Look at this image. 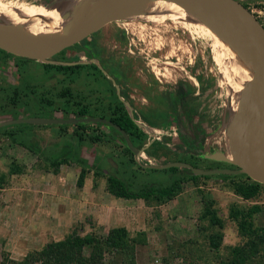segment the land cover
<instances>
[{"label": "rangeland", "instance_id": "1", "mask_svg": "<svg viewBox=\"0 0 264 264\" xmlns=\"http://www.w3.org/2000/svg\"><path fill=\"white\" fill-rule=\"evenodd\" d=\"M30 1L50 6L71 0ZM240 1L264 24V0ZM118 21L50 62L0 49V62L11 73L0 75V122L28 117L110 119L128 113L142 133L130 137L148 156L130 153L119 132L96 123L1 127L0 262L5 255L21 260L51 242L80 234L95 238L104 264H235V248L246 247L250 238L234 214L262 233L264 184L257 196L245 199L234 191L238 182L247 181L245 175L190 180L189 168L164 167L188 162L204 169L233 168L204 157L225 152L222 131L235 115L221 86L233 73L217 72L226 65L221 46L205 32L206 44L191 37L180 23H145V29L137 24L128 30ZM9 60H17L16 66L8 67ZM64 157L67 164L54 163ZM15 167L19 170L12 171ZM82 169L87 176L79 186ZM109 175L119 176L130 190L184 181L175 195L158 202L113 196L107 188ZM208 206L221 225H212L204 215ZM253 206L260 208L251 213ZM115 227L128 230L124 247L108 244ZM219 233L223 239L215 248L211 239ZM260 243L261 253L242 264H264ZM94 253L93 245H87L83 257L61 263L77 264V259Z\"/></svg>", "mask_w": 264, "mask_h": 264}, {"label": "water", "instance_id": "2", "mask_svg": "<svg viewBox=\"0 0 264 264\" xmlns=\"http://www.w3.org/2000/svg\"><path fill=\"white\" fill-rule=\"evenodd\" d=\"M150 0H94L96 6L71 22L63 33L31 35L17 27L0 22V49L32 60L50 62L64 50L84 41L107 24L137 13ZM192 10L205 20L235 23L249 30L254 40L257 69L252 82L251 98L242 110L235 113L230 124V148L232 159L226 152L205 155L208 160L224 162L234 168L204 169L188 162H170L165 168L187 167L196 175L244 174L251 180L264 184V24L258 16L240 0H170ZM69 18L71 15H64ZM86 124L103 123L115 128L124 137L126 145L135 154L144 152L136 146L130 135L109 118L81 116L68 118H16L0 122V128L12 124Z\"/></svg>", "mask_w": 264, "mask_h": 264}, {"label": "bare ground", "instance_id": "3", "mask_svg": "<svg viewBox=\"0 0 264 264\" xmlns=\"http://www.w3.org/2000/svg\"><path fill=\"white\" fill-rule=\"evenodd\" d=\"M96 4L94 0H71L67 3L63 2L62 4L49 6L30 0H0V22L2 21L13 25L21 32L31 35L60 34L65 31V28L71 22L80 18L83 14L88 13ZM39 10H42L40 14L33 17L27 16ZM67 14L71 16L65 18L64 15L67 16ZM169 21L180 23L192 35L191 37L198 38L205 44V33L213 41L220 44L221 55L226 65L233 72V76H230L229 79H223L224 83L221 86L227 90L229 108L235 113L240 112L250 101L252 82L257 69V58L253 52L255 48L254 40L249 30L235 23L224 21L209 22L196 12L188 10L170 0H150L137 13L128 15L118 22L128 28V30H131L137 24L140 25L141 29H145V26L148 25H145V23L160 25ZM166 63L170 64V62ZM172 64L174 63L172 62ZM192 80L195 81L196 79L192 78ZM222 143L227 156L232 159L230 126L225 127L222 131ZM139 155L143 158L148 157L145 152H141Z\"/></svg>", "mask_w": 264, "mask_h": 264}, {"label": "trees", "instance_id": "4", "mask_svg": "<svg viewBox=\"0 0 264 264\" xmlns=\"http://www.w3.org/2000/svg\"><path fill=\"white\" fill-rule=\"evenodd\" d=\"M246 5V4H245ZM247 6V5H246ZM42 10L33 12L27 16L33 17L41 13ZM221 70V71H220ZM229 69L227 65L224 66L223 69H219L217 72L219 75H222L224 73H233ZM81 117V116H80ZM115 123L119 124L124 130L127 131V133L131 136L133 134H142L141 132H138V128L134 121L131 119L128 113L125 114H119L117 116H113L110 118ZM83 125V124H79ZM98 125L101 126H107L110 129L116 130L115 128L103 124L98 123ZM117 131V130H116ZM118 132V131H117ZM120 133V132H119ZM124 138V137H123ZM92 141L100 140V137H93L91 139ZM125 146L127 150L130 153H133L128 146L126 145V142L124 140ZM208 160V159H206ZM56 165H62L68 163V158L64 157L59 159L58 161L54 162ZM231 167H235L231 165ZM171 170H177L178 167H171ZM18 168H13L12 171H18ZM190 176L188 178L190 180H196L199 177H202L201 175H196L191 170ZM224 176H231L236 177L237 175L233 174H223ZM244 175V174H242ZM87 176V169H82L80 176L77 180V183L79 186H83L85 184V178ZM203 176V177H210ZM246 176V175H245ZM247 177V176H246ZM247 181L238 182L234 188L235 194L242 196L243 198H252L257 196L260 190V186L262 184L255 182L251 180L249 177L246 179ZM184 180L180 179L177 181H174L172 184L157 187L154 185H147L143 188H140L139 190H130L129 185L122 180L119 176L115 175H109L107 178V188L109 192L117 197V198H124V199H144L146 201L156 200L158 202H162L165 198L171 197L175 195L180 189L182 182ZM213 202V201H211ZM259 206H253L249 211L251 213H255L259 210ZM207 217L210 218V221L212 225H221L222 221L218 216L216 215L215 211L211 208V206H208L205 214ZM234 217L238 220V226L240 227L241 231L245 236H249L250 240L245 247H236L235 248V264H242L246 260L254 261L255 254H260L261 250L259 251V245L260 242H264V230H262V233L258 232L257 228L254 229L253 222H248V220L244 217L242 220H239V214H234ZM252 224V226H251ZM257 230V231H255ZM261 235V236H259ZM223 239V235L221 233L215 235L211 239V244L213 247L217 248L219 247L221 241ZM95 238L91 236H82L80 234H72L69 235L63 242H51L47 244L43 249L36 250L28 253L23 259H15L12 258L9 255H5L4 260L0 262V264H62L61 261H73L74 258L77 257H83V249L87 245H93L97 253H94L91 257L88 259H77V264H101V249L94 244ZM129 242L128 238V230L126 227H115L112 228L109 232L108 236V244L112 245L114 248H121L127 245ZM66 245H69L66 247ZM260 252V253H259ZM261 258L264 259V255L261 256ZM263 259L260 260L263 262ZM258 261V263L260 262ZM260 262V263H261ZM104 264V263H102Z\"/></svg>", "mask_w": 264, "mask_h": 264}, {"label": "crops", "instance_id": "5", "mask_svg": "<svg viewBox=\"0 0 264 264\" xmlns=\"http://www.w3.org/2000/svg\"><path fill=\"white\" fill-rule=\"evenodd\" d=\"M16 61H17V60H14V63H13L11 60H9L8 62H9L10 64H8V65H9L8 67H12V65H15V66H16V64H15ZM12 63H13V64H12ZM8 73L11 74V73L9 72L7 66H5V64H2V63L0 62V75L4 78L5 75L8 74Z\"/></svg>", "mask_w": 264, "mask_h": 264}]
</instances>
